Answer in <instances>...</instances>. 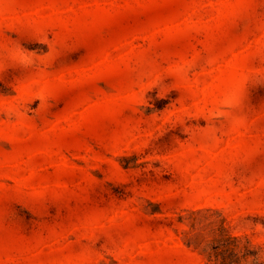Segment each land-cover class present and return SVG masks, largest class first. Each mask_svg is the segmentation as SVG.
I'll list each match as a JSON object with an SVG mask.
<instances>
[{
  "label": "rangeland",
  "instance_id": "obj_1",
  "mask_svg": "<svg viewBox=\"0 0 264 264\" xmlns=\"http://www.w3.org/2000/svg\"><path fill=\"white\" fill-rule=\"evenodd\" d=\"M0 264H264V0H0Z\"/></svg>",
  "mask_w": 264,
  "mask_h": 264
},
{
  "label": "trees",
  "instance_id": "obj_2",
  "mask_svg": "<svg viewBox=\"0 0 264 264\" xmlns=\"http://www.w3.org/2000/svg\"><path fill=\"white\" fill-rule=\"evenodd\" d=\"M149 101L153 102L158 107L162 106V103L157 98L151 99L150 97ZM187 136L188 132L183 124L168 122L165 127V131L161 134V136L152 140L149 150H155L157 152L168 151L178 146V144Z\"/></svg>",
  "mask_w": 264,
  "mask_h": 264
}]
</instances>
